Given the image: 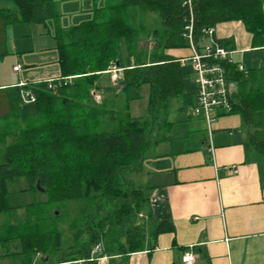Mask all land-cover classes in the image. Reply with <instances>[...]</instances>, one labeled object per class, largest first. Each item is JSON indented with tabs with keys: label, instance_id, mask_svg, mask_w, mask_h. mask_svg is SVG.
<instances>
[{
	"label": "trees",
	"instance_id": "16d2710c",
	"mask_svg": "<svg viewBox=\"0 0 264 264\" xmlns=\"http://www.w3.org/2000/svg\"><path fill=\"white\" fill-rule=\"evenodd\" d=\"M0 1L12 4L0 8V59L8 55L7 27L53 20L61 71L56 90L47 82L0 88V214L11 211L9 183L26 178L38 192L39 182L49 207H78L71 229L75 241H81L56 259L62 233L53 214L45 219L48 229L39 223L21 225L5 245L17 239L25 264H33L38 255L50 262H89L98 244L110 257L146 250L148 236L138 222L149 219L150 198L128 175L142 170L154 137L168 132L172 102H182L185 109L196 104L185 86L189 68L166 51L190 48L185 36L190 25L200 50L210 39L205 32L226 22H241L254 48H264L263 0H191V6L187 0H104L91 20L68 29L59 24L54 0ZM149 18L151 30L145 23ZM148 37L155 45L146 61L139 44ZM212 39L223 47L232 43ZM111 65L122 70L118 87L104 82ZM226 69L237 85L231 114L241 116L250 130L249 143L264 162V70ZM146 86L149 113L137 118L131 106ZM95 89L102 94L100 104L94 103ZM25 92L35 102L23 103ZM172 231V224L160 222L149 237Z\"/></svg>",
	"mask_w": 264,
	"mask_h": 264
},
{
	"label": "crops",
	"instance_id": "0c3cea01",
	"mask_svg": "<svg viewBox=\"0 0 264 264\" xmlns=\"http://www.w3.org/2000/svg\"><path fill=\"white\" fill-rule=\"evenodd\" d=\"M59 1L60 4L73 0ZM10 4L0 1V8L12 7ZM48 22L43 25L44 32L35 34L41 38L42 45L36 46L34 41L29 46L14 45L18 53L0 69V76L4 74L0 88L22 87L61 77L55 31L50 35ZM9 27L6 30L8 55L0 61L13 55L9 48ZM50 36L55 40L53 45ZM213 36L219 41H232L225 48L232 52L236 64L245 67L246 73L264 70V48H254L253 37L241 22L217 25ZM21 37L30 39L33 35L24 33ZM166 54L182 60L190 59L193 51L174 49ZM22 61L27 63L28 70L24 71ZM52 63H55L53 70ZM18 65L21 68L15 72L13 69ZM184 65L189 68V74H195L190 62ZM39 69L37 74L35 71ZM104 82L108 83L106 78ZM232 85L235 92L237 85ZM186 90L196 96V81ZM187 110L188 121L172 123L168 132L154 137L140 171L150 198L151 215L147 223L156 227L167 221L174 231L153 239L147 226L146 250L111 257L102 254L95 264H182L183 254L188 250L196 255L194 264H264V162L249 143L250 130L239 114L221 113L213 125L214 152L211 154L207 151L209 133L203 118L192 116L189 107ZM177 124L180 125L176 127ZM10 255L2 257L0 264H13L11 260H15ZM91 262L80 258L50 262L38 255L33 264Z\"/></svg>",
	"mask_w": 264,
	"mask_h": 264
},
{
	"label": "rangeland",
	"instance_id": "374dc122",
	"mask_svg": "<svg viewBox=\"0 0 264 264\" xmlns=\"http://www.w3.org/2000/svg\"><path fill=\"white\" fill-rule=\"evenodd\" d=\"M59 2H60L59 0H56V4H58L57 5L58 13L61 15L59 19V24L64 29H68L70 27L91 20L93 18L94 8L96 6L102 7L105 5L104 0H99V1L73 0L70 1L69 3H60V4ZM145 23H146V28L148 27V29L151 30L152 26L154 25L152 23V20H150L149 18V20H146ZM43 25L45 24H38V25L21 24V25H14L9 27L11 31L9 35V48L13 52V55H11L10 57H8L3 61H0V69L2 68L3 65L7 66V62H9L8 59L11 58L13 59L16 53H18L17 50L14 49L16 48L14 45H17L19 47H24L21 45L29 46L31 41H34L36 43V46L37 44L38 46L42 45L39 44L41 38L35 37V34H37V32H44L45 28ZM48 27L49 29H51L52 34L50 33V35L53 36L55 31V25L53 20L48 22ZM24 33L30 34L31 36L33 35V37L30 39L21 37L22 35H24ZM52 36L50 37H51V44L53 45L55 43L54 42L55 40L53 39ZM154 45L155 42L151 41L149 37L142 39V41L140 42L139 47L142 48V50H144V54H145L144 59H146V61L150 59ZM54 58H56L55 53H54ZM22 63L25 66L24 71L28 70L29 67H26L27 63L23 61ZM51 65L52 66L50 67V69L53 70L54 68L53 66H55V63H52ZM112 67H114V65H111L108 71L112 70ZM108 71L105 73V76H107L106 77L107 81L110 82L111 86L118 87L119 81L121 79V75L115 81L113 80L112 73H109ZM35 72L38 74L40 72V69L36 70ZM2 76H4L3 73L1 74L0 78H2ZM195 81H196V75L190 73L185 79L186 87L189 89L190 86L192 87V85H194ZM233 86L234 85H232V87ZM93 92H97V94H101L100 91L99 90L96 91V89L93 90ZM141 95H142L141 99L134 101L131 106V113L134 117L137 118H144L148 116L149 113L148 86L143 88ZM94 103H96L95 100ZM100 103L101 101L96 104H100ZM187 109L188 108L186 109L183 108L182 102L173 101L171 104V108L167 120L171 123L180 122L185 119H187L185 121H188L187 113L189 111ZM182 117H184V119H181ZM191 121H199V120L192 119ZM179 125L180 124H177L176 127ZM204 125L206 129L207 128L206 123ZM143 179L144 176L140 172L130 173L128 175V180L131 183H133L134 186L140 187L146 191V187L144 186V183L142 184ZM7 197H8V205L11 208V211L7 214H0V259L4 256H7V254H11L10 258L15 260V261L11 260V263L19 264L23 262L24 256L20 254L22 248L19 244V241L15 239L11 241L9 244L5 245L7 243L6 239H10L11 237L16 236L18 234V228H20L21 225L31 226L35 223H39L42 225L43 228L48 229L51 225L45 219L47 218V216L53 214H55L57 217L56 222L54 221L55 225L62 233V250L58 252V255H56L55 258L56 259L60 258L63 254L68 253L69 248L71 246H77L78 244H80L81 241H75L74 230L71 229L72 222L79 216L78 207L75 204L70 205V203L68 204L60 203L57 204L58 206L56 205L49 207L48 205L45 204V202L48 200L46 194L40 191L38 192L32 191L29 182L26 178H17L13 182L9 183ZM138 225L142 226L145 232L147 231V226H148L149 229L148 234L150 235L152 234L155 228L152 227V225L150 226V224L147 223V220H140L138 222Z\"/></svg>",
	"mask_w": 264,
	"mask_h": 264
},
{
	"label": "built area",
	"instance_id": "2783aa9c",
	"mask_svg": "<svg viewBox=\"0 0 264 264\" xmlns=\"http://www.w3.org/2000/svg\"><path fill=\"white\" fill-rule=\"evenodd\" d=\"M187 4L191 6V0H187ZM186 39L190 42V48L193 51L192 56L187 59H182L181 62L191 63L193 72L196 74V104L190 108L192 116L202 117L208 129L207 151L213 154L214 148L212 144L213 125L221 116V113H231L233 110L232 104V82L228 78L226 66L231 65L237 71L246 73V69L242 64H236L232 58V52L227 48L215 43L212 39L214 29H209L205 33L210 36L208 42L197 49L193 41L192 25L186 27ZM21 66H15L14 71L18 72ZM112 73L113 80L116 81L120 77L122 70L117 66L112 67L108 71ZM70 79V78H69ZM56 80H50V89L56 90L54 84ZM93 97L96 103L102 101V95L93 92ZM23 103L29 104L35 102L34 96L29 92L22 94ZM236 172L235 169H233ZM103 253L102 245H96L90 252V260H99ZM196 255L188 250L183 254L182 264H194Z\"/></svg>",
	"mask_w": 264,
	"mask_h": 264
},
{
	"label": "water",
	"instance_id": "95a60500",
	"mask_svg": "<svg viewBox=\"0 0 264 264\" xmlns=\"http://www.w3.org/2000/svg\"><path fill=\"white\" fill-rule=\"evenodd\" d=\"M37 189H38V191H40V192H44V190L41 188V186H40V183L38 182L37 183Z\"/></svg>",
	"mask_w": 264,
	"mask_h": 264
}]
</instances>
